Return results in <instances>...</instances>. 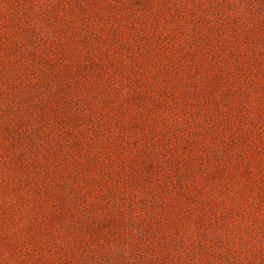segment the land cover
Segmentation results:
<instances>
[{"label": "rangeland", "instance_id": "obj_1", "mask_svg": "<svg viewBox=\"0 0 264 264\" xmlns=\"http://www.w3.org/2000/svg\"><path fill=\"white\" fill-rule=\"evenodd\" d=\"M0 264H264V0H0Z\"/></svg>", "mask_w": 264, "mask_h": 264}]
</instances>
